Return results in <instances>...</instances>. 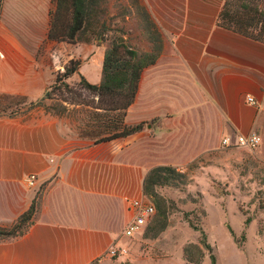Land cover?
<instances>
[{"label":"crops","instance_id":"1","mask_svg":"<svg viewBox=\"0 0 264 264\" xmlns=\"http://www.w3.org/2000/svg\"><path fill=\"white\" fill-rule=\"evenodd\" d=\"M140 1L162 37L124 118L144 122L140 131L96 142L79 136L68 109L0 111V226L11 225L43 186L27 232L0 240V264L103 261L110 247L123 248L127 199L144 197L151 168H183L225 137L264 132V41L217 23L225 0ZM52 9L53 0H0V105L4 97L41 98L74 58L81 63L73 80L100 81L106 45L48 39ZM29 174L33 187L24 182Z\"/></svg>","mask_w":264,"mask_h":264},{"label":"rangeland","instance_id":"2","mask_svg":"<svg viewBox=\"0 0 264 264\" xmlns=\"http://www.w3.org/2000/svg\"><path fill=\"white\" fill-rule=\"evenodd\" d=\"M123 4L124 0H107L103 18L110 31L106 35L123 32L130 45L148 49L140 20L126 17ZM256 4L264 8V0ZM80 55L87 57L83 51ZM63 70L64 67L58 72ZM75 77L76 80L72 76L66 79L68 88L62 85L59 90H49L50 94L34 107L58 112L65 105L68 111L63 113L67 111L79 136L97 141L100 135L96 134L95 112L90 107L94 105L92 96L79 85V76ZM29 106L23 98L4 97L0 111L12 113ZM96 124H100L99 120ZM258 134L261 141L254 148L222 146L196 157L183 168L175 167L185 176L171 185L156 187L167 207L166 227L154 235L155 203L144 196L155 208L150 220L152 229L145 227L133 236L125 235L121 243L124 253L93 264H191L183 249L189 244L202 247V231L210 248L202 249L199 264H211L210 254L216 264H264V132ZM246 218L250 219L247 224Z\"/></svg>","mask_w":264,"mask_h":264},{"label":"trees","instance_id":"3","mask_svg":"<svg viewBox=\"0 0 264 264\" xmlns=\"http://www.w3.org/2000/svg\"><path fill=\"white\" fill-rule=\"evenodd\" d=\"M257 1L260 0H225L217 23L255 40L264 41V8H259ZM106 2L107 0H53L47 32L50 40L68 43H92L93 40L106 42L100 81L91 83L82 75L79 79V85L90 93L94 103L90 107L95 112L94 124L98 128L96 134L100 135L96 142L123 138L143 128L144 122L127 125L124 118L136 96L143 69L152 65L162 52V37L140 0H124L123 6L126 17L140 20L139 27L149 48L142 50L133 47L123 32L108 37L106 32L110 29L103 18ZM80 63L79 59H70L63 72L56 73L53 83L44 91L42 97L29 102V108L40 104L50 94L49 90H59L62 85L68 88L66 79L78 72ZM66 109L64 105L62 111L51 113L60 114ZM98 120L100 124H96ZM184 176L183 172L170 165L155 166L145 175L142 183L143 195L152 199L156 207L154 235L167 225V207L156 192V187L171 185L175 179ZM42 191L36 192L29 207L11 225L0 226V240L15 238L27 232L37 214ZM249 221L246 218L245 224ZM146 228L152 229L150 221ZM201 233L202 247L189 244L183 249L185 259L191 264H199L204 255L202 249L210 248L203 231ZM210 261L211 264H216L213 254H210Z\"/></svg>","mask_w":264,"mask_h":264},{"label":"built area","instance_id":"4","mask_svg":"<svg viewBox=\"0 0 264 264\" xmlns=\"http://www.w3.org/2000/svg\"><path fill=\"white\" fill-rule=\"evenodd\" d=\"M2 57V54L0 53ZM245 101L249 104H256L254 98L250 95L245 96ZM261 141V137L257 133H250L248 135H236L235 141L232 142L230 137H225L222 139L221 145L223 147H228L231 145H237L241 147L254 148ZM36 176L34 174H29L24 178V182L27 187H33L35 185ZM128 206L132 211V218L126 225L123 233L126 236H133L135 233L141 232L151 220L155 208L148 199H127ZM125 252L124 248H116L114 246L110 247L106 254L110 257L122 254Z\"/></svg>","mask_w":264,"mask_h":264}]
</instances>
